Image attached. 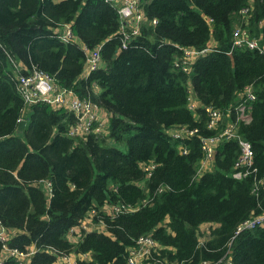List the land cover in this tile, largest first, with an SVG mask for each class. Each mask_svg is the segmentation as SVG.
<instances>
[{"label":"trees","instance_id":"trees-1","mask_svg":"<svg viewBox=\"0 0 264 264\" xmlns=\"http://www.w3.org/2000/svg\"><path fill=\"white\" fill-rule=\"evenodd\" d=\"M143 4L141 32L121 48L118 14L104 0H0V225L11 232L9 248L34 249L25 263L0 264H55L70 253L76 264H127L144 235L156 247L143 264H264V225L235 234L264 213V53L232 46L239 28L264 47V0ZM65 24L70 42L58 37ZM97 45L101 65L84 76L82 46ZM207 45L184 71L182 50ZM33 68L101 106L106 130L70 135L71 112L27 106L16 76ZM247 86L254 99L239 114ZM206 108L223 112L218 128L206 127ZM227 121L236 137L220 140L213 168L200 171L201 138ZM179 127L197 133L171 135ZM238 138L252 150L241 178L233 176ZM92 211L101 229L71 232Z\"/></svg>","mask_w":264,"mask_h":264},{"label":"built area","instance_id":"built-area-1","mask_svg":"<svg viewBox=\"0 0 264 264\" xmlns=\"http://www.w3.org/2000/svg\"><path fill=\"white\" fill-rule=\"evenodd\" d=\"M111 5L117 12L119 17V29L117 33L120 36L121 48H127L128 44L134 37L139 35L141 32V26L146 20L145 9L143 0H104ZM247 9H243L245 12ZM157 21L153 19L152 24ZM233 47L247 46L249 49H256L260 53H264V47L259 44L257 39L250 38L245 30L236 28L233 33ZM73 33L71 27L65 24L62 31L58 33V37L64 42H70L73 39ZM101 47L102 45L95 46L92 50L82 46L86 54V64L83 72L84 76L90 74V72L96 70L102 62L101 58ZM210 46H206L202 49L196 48H185L182 50V58L177 61L182 62V69L186 72L191 68L193 61L211 50ZM16 89L22 96L27 106L35 103H45L53 108L64 109L71 112L75 117V122L69 128L70 135H85L90 132L101 133L104 132L103 119L99 117L100 106L88 99L79 97L70 89H65L53 81V79L46 73L37 69H32L28 73L18 74L16 76ZM240 98L242 101L235 107L236 112L243 114L244 102L247 100H253L254 94L252 93L251 86H247L241 93ZM194 106V103L191 104ZM191 109H195L194 107ZM209 113V120L206 123L208 129H216L221 124L223 119V112L206 108ZM228 112L231 111L229 108ZM197 133L196 129H188L186 127H179L171 130V135L180 138L184 136H193ZM236 137V124L229 122L224 125L216 135L201 138L200 148L203 156L200 159V171L210 170L213 168V156L215 146L222 139H230ZM238 144L240 147V156L236 162L237 172L233 174L235 178H241L247 174V171H242L241 168L249 167L252 163V150L250 144L238 138ZM186 153V150H182ZM255 188L253 189V191ZM115 212H128L132 209L126 206H115L113 209ZM95 211H92L90 216L84 219L78 228V236L81 229L91 231L98 230L100 225L91 222V219ZM264 225V213L258 216H252L247 220L241 222L236 229L235 234L245 230L252 229L256 226ZM76 229V228H75ZM72 229L71 232H75ZM205 231V229H204ZM10 231L0 225V241L2 242L3 256L0 258V263L9 256L14 257L20 263H25L33 254L34 249H30L26 252H20L16 249L9 248L6 244L7 239L10 236ZM156 247L155 242L148 235L140 236L136 240V244L128 252L127 264H143L148 261V257ZM77 257L70 254H61L55 264H76ZM151 264V263H146ZM174 264V263H170ZM205 264V263H204Z\"/></svg>","mask_w":264,"mask_h":264},{"label":"crops","instance_id":"crops-1","mask_svg":"<svg viewBox=\"0 0 264 264\" xmlns=\"http://www.w3.org/2000/svg\"><path fill=\"white\" fill-rule=\"evenodd\" d=\"M55 109H59V108H55ZM98 114H99V117H101L103 119V127H104V130H106V126H107V123H108L109 114H108V112H105V110H103L101 108V106H100V110H99ZM22 119H24V118H22ZM26 122H27V120H26ZM74 233L78 234L76 230H75Z\"/></svg>","mask_w":264,"mask_h":264},{"label":"water","instance_id":"water-1","mask_svg":"<svg viewBox=\"0 0 264 264\" xmlns=\"http://www.w3.org/2000/svg\"><path fill=\"white\" fill-rule=\"evenodd\" d=\"M25 124H26V120L21 119L18 123L17 132L21 133L24 129Z\"/></svg>","mask_w":264,"mask_h":264},{"label":"rangeland","instance_id":"rangeland-1","mask_svg":"<svg viewBox=\"0 0 264 264\" xmlns=\"http://www.w3.org/2000/svg\"><path fill=\"white\" fill-rule=\"evenodd\" d=\"M208 46V45H207ZM99 229H101V227H99ZM205 227H202V229H200V234H201V238H204L207 231H204ZM77 232L79 231L78 228L75 229Z\"/></svg>","mask_w":264,"mask_h":264}]
</instances>
